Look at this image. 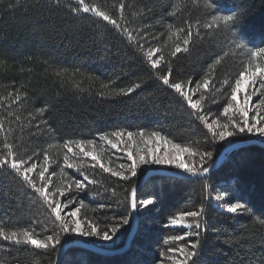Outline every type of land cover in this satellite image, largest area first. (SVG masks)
<instances>
[{"label": "trees", "instance_id": "obj_1", "mask_svg": "<svg viewBox=\"0 0 264 264\" xmlns=\"http://www.w3.org/2000/svg\"><path fill=\"white\" fill-rule=\"evenodd\" d=\"M209 2L212 8L202 0H84L110 17L104 20L92 12H73L80 8L78 0H0V157L10 144L28 162L26 166L37 163L30 177L39 186L44 183L38 173L47 154L49 198L55 196L66 203L74 197L65 212L83 201L81 217L99 219L102 225L113 216L128 215L126 197L130 198L133 186L149 171L142 168L137 177L123 181L82 155L74 162L83 166L68 169L64 164L66 140H96L94 147L103 150L102 160L114 169L129 163L127 157L98 138V134L114 130H143L146 140L152 131H159L173 144L193 151L211 150L218 158L225 144H206L207 129L193 113H207L208 122L227 123L223 108L231 100L232 88L237 79L243 86L245 77H250L232 103H243L245 94L254 96L250 115L256 111L264 114V88L260 87L264 53L259 52L264 49V0ZM236 10L242 18L229 28L212 24L214 15ZM178 46L181 51L173 56ZM152 59L160 61L155 69ZM252 71L256 72L254 78ZM162 75L180 83L203 107L192 109L179 93L163 84ZM136 84L141 86L132 93H121ZM108 92L113 94L100 95ZM229 139L233 144L249 141L246 136ZM137 146L144 147L140 143L133 150ZM145 167L179 171L171 166ZM80 172L96 183L88 184ZM73 179H80L85 189L73 187L60 197L57 189L67 188ZM225 182L236 191L218 202L206 198L204 180L151 177L139 190L138 199L155 193L159 200L148 212L137 213L139 227L124 254L106 257L70 248L59 264H155L160 251L168 247L163 240L185 232L164 227L169 218L201 208L206 226L201 264H264V148L247 146L230 154L211 175L212 196L220 194ZM236 202L246 206L236 214L221 206ZM102 203L112 207L101 210L98 205ZM54 219L43 197L22 175L7 165L0 166V228L9 233L29 231L44 239L56 231ZM186 219L191 222L192 218ZM129 230V226L122 228L114 244L100 243L106 249H119ZM73 239L84 238L62 236V246ZM194 239L188 237L171 246ZM59 250L0 238V264H57Z\"/></svg>", "mask_w": 264, "mask_h": 264}, {"label": "snow or ice", "instance_id": "obj_2", "mask_svg": "<svg viewBox=\"0 0 264 264\" xmlns=\"http://www.w3.org/2000/svg\"><path fill=\"white\" fill-rule=\"evenodd\" d=\"M80 8H73V12L83 11L85 13L92 12L96 16L103 17L104 20H110V17L102 11H99L95 7H89L84 3V0H78ZM123 7V5H122ZM231 17L224 16L219 17L214 15L212 17V24L219 26L223 23L225 28H229L228 23ZM115 23V21H111ZM208 27V25H206ZM124 31H127L125 29ZM131 38V37H130ZM185 44L188 43L187 40L184 41ZM181 48L176 47L175 51L172 53L173 56L180 52ZM259 52L264 53V49H260ZM149 57L152 56V51L148 53ZM253 55H258V53L253 52ZM159 60L152 59V68H157ZM61 73H58L60 75ZM261 77H264V68L260 69ZM256 72H251V77H255ZM163 84L167 87L174 89L179 93L184 100L188 101L192 109H200V100L193 101V97L186 94L182 90V85L180 83H173L169 79V75H162L160 77ZM245 79H249L245 77ZM251 83L255 84L256 80L251 79ZM205 86L208 82L205 81ZM236 86L232 88L231 100L228 101L227 105L223 108V114L227 117V123H221L218 119H211L208 122L209 116L207 113L200 114L199 112L193 113L196 119L204 124L207 129V133L204 137L206 144H218L223 142L226 147L233 146V141L229 138L233 137H248L249 141L252 143H260L264 145V114L256 111V114L250 115L253 109L249 106L251 101V95L245 94L243 103L233 104L232 101L237 100V93L242 89L241 80L237 79L235 82ZM141 85L136 84L134 87H129L126 90L121 89V93L128 95L139 88ZM108 87V85H104ZM261 88H264V83H261ZM113 93H100V95L111 96ZM19 99V97H17ZM203 99V97H201ZM43 113V109L40 110ZM238 117V118H237ZM3 129L0 128V131ZM138 136V139H137ZM100 142L106 143L115 149L116 152H123L127 157L129 163H120L118 169L106 166L102 160V151H97L94 145L96 140L94 139H69L64 142V147L66 148V153L64 154V164L68 169L82 167L77 165L74 161L82 155L83 158H90L95 161L100 168L103 169L105 173H111L113 177H119L123 181H131L132 178L137 177L138 172L143 168L145 171H163L162 168L151 169L145 166H171L179 170V173L172 174L173 179H201L206 181L204 184L205 191L208 193L207 199L215 201H224L228 195L236 191L233 185L227 184L223 189H220V194L212 196L210 189L211 173L217 169V158L213 151L211 150H196L193 151L187 147H181L179 144H173L171 140L166 137L161 136L159 131H152L151 137L146 140L145 133L143 130L139 133L133 131L125 130H114L111 133H101L98 134ZM114 138V139H113ZM161 141L163 143H161ZM143 143V149L140 147H135L134 145H139ZM171 145L173 152L164 151V154H160L162 149H165L167 145ZM7 148L6 155L0 157V166L7 165L12 170L15 171L17 175H22L23 181L32 187L35 193L43 197L46 202L47 207L51 210L55 219L52 224L55 226L56 231L53 234L47 235L44 239L36 238L31 232L23 231L21 233L5 232L3 228H0V238L5 241L14 242L19 245L21 243L26 245H32L38 249H49L58 250L62 247V236H75L84 239H73L71 243H81L87 244L89 242L97 243L98 247L104 248L106 245L100 242H112L119 238V233L125 226L131 227L133 220L137 221V226L139 227V216L137 213H144L149 211V206H155L158 202L159 197L155 193H150L147 199H138V192L140 190L139 183L135 184L132 188L130 198L126 197L128 201V215L124 216H113L109 223H104L99 219H89L87 217H81V208L84 207L83 201L80 202L79 207H75L71 211L65 212L64 210L71 205L75 198L67 199V202H63L59 198L52 196L49 198L48 194V180L49 177L46 176L48 172L49 156L44 155V165L39 171L38 175L41 181L44 183L37 186L34 180L30 177V174L34 169L37 168V163H32L31 166H26L27 161L20 157L10 144H6ZM78 149V152L76 151ZM71 154V155H69ZM187 154L185 159H180L181 156ZM198 157V160L195 159ZM29 159H32L31 157ZM186 160L193 161L192 163H187ZM222 166V165H221ZM83 176V180L87 181L88 184H95L96 181L89 179L88 175L80 172ZM77 191H82L85 189V184L80 179L70 180L68 187L65 189H57L60 197H65L66 192L70 191L72 188ZM222 207L226 208L228 213L236 214L239 210L244 209L246 206L244 203L236 202L229 204H222ZM99 209L111 208L110 204H100ZM204 209L193 210L184 212L180 217L169 218L168 223L164 227L169 226H181L188 231H185L183 235H172L167 239L163 240V245L168 246L166 250L160 251L159 259L155 261V264H201V246H202V234L206 229L204 224ZM191 217V222L186 218ZM195 229V230H192ZM188 237H195L194 240H190L187 244H179L178 247H172L171 245L175 242L182 241ZM89 238H94L90 240Z\"/></svg>", "mask_w": 264, "mask_h": 264}, {"label": "water", "instance_id": "obj_3", "mask_svg": "<svg viewBox=\"0 0 264 264\" xmlns=\"http://www.w3.org/2000/svg\"><path fill=\"white\" fill-rule=\"evenodd\" d=\"M247 146H258L261 148H264V145H261L260 143H252L250 141H246V142H240V143H236L233 144V146H228L226 147L221 154L218 156L217 158V169L214 170L211 175L213 173H215L220 167L221 165L223 166L225 164V162L228 159V156L230 154H232L233 152H236L242 148H245ZM175 173H179V171H167V170H163V171H149L140 181L139 185H140V189L143 187V185L145 184V182L154 176H164V177H171L172 178V174ZM182 180H200V179H182ZM137 221L133 220V223L130 227L129 230V234L125 240L124 245L119 248V249H106V248H100L96 245L93 244H81V243H67L64 244L60 250H59V254H58V258H57V264H59L60 260L62 259L64 253L70 249V248H81L87 251H90L92 253L101 255V256H106V257H111V256H115V255H122L124 254L128 249L129 246L137 232Z\"/></svg>", "mask_w": 264, "mask_h": 264}, {"label": "clouds", "instance_id": "obj_4", "mask_svg": "<svg viewBox=\"0 0 264 264\" xmlns=\"http://www.w3.org/2000/svg\"><path fill=\"white\" fill-rule=\"evenodd\" d=\"M202 2L204 3V5L206 7L212 8V5L210 4L209 0H202ZM216 16H219V17L229 16V17H231V20L228 22L229 24L237 23L242 18V14H241V12L239 10L233 11L229 15H220V14H217Z\"/></svg>", "mask_w": 264, "mask_h": 264}, {"label": "rangeland", "instance_id": "obj_5", "mask_svg": "<svg viewBox=\"0 0 264 264\" xmlns=\"http://www.w3.org/2000/svg\"><path fill=\"white\" fill-rule=\"evenodd\" d=\"M249 79H250V77H249ZM249 79H244L245 81L243 82L244 84H243V86H242V89L246 88L247 84L249 83ZM253 97H254V96H251L250 104H251V102L253 101V100H252ZM249 106H250V105H249ZM161 143H162V142H161ZM164 151H168V152H173V153H174V150L171 148L170 145H167L165 149H162L160 154H164ZM185 157H186L185 155H184V156H181L180 159H185ZM170 227H172V228H180V229H183L184 231H188V229H185V228H183V227H181V226H170ZM137 230H138V228H137Z\"/></svg>", "mask_w": 264, "mask_h": 264}]
</instances>
